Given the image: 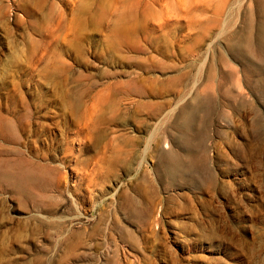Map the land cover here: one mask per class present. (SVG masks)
Masks as SVG:
<instances>
[{
	"label": "rangeland",
	"instance_id": "rangeland-1",
	"mask_svg": "<svg viewBox=\"0 0 264 264\" xmlns=\"http://www.w3.org/2000/svg\"><path fill=\"white\" fill-rule=\"evenodd\" d=\"M261 34L264 0H0V264H264Z\"/></svg>",
	"mask_w": 264,
	"mask_h": 264
},
{
	"label": "bare ground",
	"instance_id": "bare-ground-1",
	"mask_svg": "<svg viewBox=\"0 0 264 264\" xmlns=\"http://www.w3.org/2000/svg\"><path fill=\"white\" fill-rule=\"evenodd\" d=\"M120 31H122V30H120ZM262 35V34H261ZM260 35V40H261V42H264V36L262 35L261 36ZM245 49H247L248 47L247 46H243ZM230 48H237V47H233V46H231ZM238 49V48H237ZM237 53H238V51H237ZM202 103L203 102H201V101H197L195 104H194V106L193 107H191V109L189 108V107H185V108H183L182 110H181V116H183L184 118H185V123L183 124H181L183 127H191V126H195L196 124H197V122H198V119H200L199 118V112H198V110L200 109V106H202ZM191 110V111H190ZM257 123V122H256ZM129 125V124H128ZM90 137V136H89ZM185 146V148H186V146H187V149H188V147H189V145H184ZM183 147V146H182ZM194 146H192V147H190V149H188V151L191 153L192 152V150L191 149H194L193 148ZM186 149V150H187ZM194 151V150H193ZM159 158V157H158ZM187 163H189V162H187ZM186 163V164H187ZM160 168L162 169V171L165 173V174H167V176H168V178L169 179H171V180H174V179H178V178H181V177H183V176H185L187 173V171L186 170H188V169H184V165L182 164V162H181V160L178 158V157H176L172 152H167V153H163V154H161L160 155ZM191 165V164H190ZM192 165H193V163H192ZM188 167V166H187ZM186 167V168H187ZM165 176V175H164ZM191 177V176H190ZM7 180H8V178H7ZM9 180H11L10 178H9ZM15 180V181H14ZM13 180V183H14V185H15V188H18V189H16V191L17 190H23L24 188H25V185L27 184V185H30L31 184V182H30V184H28V183H26L25 182V180L24 179H22V178H20V177H18V178H16V179H14ZM212 180V179H211ZM27 181V180H26ZM9 182V181H8ZM34 182H32V184H33ZM36 183V182H35ZM35 185V184H34ZM35 187V186H34ZM34 187H32V185H31V188H34ZM28 190H29V188L28 187H26ZM30 188V189H31ZM27 190V191H28ZM18 191V192H19ZM30 191V190H29ZM28 191V192H29ZM21 193V192H20ZM24 193V192H23ZM144 211H145V209H144Z\"/></svg>",
	"mask_w": 264,
	"mask_h": 264
}]
</instances>
